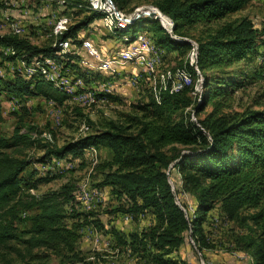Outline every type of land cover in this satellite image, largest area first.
Returning a JSON list of instances; mask_svg holds the SVG:
<instances>
[{"label": "trees", "instance_id": "1", "mask_svg": "<svg viewBox=\"0 0 264 264\" xmlns=\"http://www.w3.org/2000/svg\"><path fill=\"white\" fill-rule=\"evenodd\" d=\"M71 1L77 6L86 2ZM111 1L124 11L135 0ZM139 1L149 2L167 15L173 23L172 31L168 32L158 20L143 16L115 27L114 34L132 41L144 23L149 22L153 43L181 54L193 48L184 38H194L197 42L194 70L199 67L204 78L198 101L195 103L190 95L193 85L174 93L162 91L159 101L150 93L146 101L133 105L134 112L123 122L107 120L93 132L61 146L44 145V154L35 161L45 163L77 156L90 146L108 149L109 158L99 163L97 169L103 176L99 185L123 199L113 211L149 212L153 216L152 223L139 231L125 234L115 225L109 230L117 246L130 249L140 256L143 264H190L179 254L187 235L199 251L212 247L204 223L214 208L243 230L233 240L250 253L252 264H264V106L239 111L230 104L235 90L245 87L248 76L243 68L260 54L264 30L246 16L224 20L250 0ZM67 4V7L60 4L57 14H71L73 22L59 33L55 42L47 38L38 44L27 36L0 33V48L10 50L13 59L31 66L63 48L59 40L81 45L79 31L102 19L103 13ZM81 13L82 17L74 19ZM213 23L216 25L212 27ZM194 26L202 27L196 37L190 33ZM233 63L241 67L230 69ZM178 67L194 73L188 61ZM3 84L12 97L40 96L57 104L67 99L65 92L38 76L30 79L17 76L4 80ZM208 106L210 110L199 117ZM190 108L196 118L187 116ZM33 144L31 136L19 129L10 136H0V264H29L23 261L26 257L36 258L38 255L33 251L38 248L49 249L59 258L69 259L71 264H80L83 256L76 244L81 227L94 225L101 230L104 224L94 212L67 213L65 206L75 199L69 184L41 195L29 192L36 187L35 183L22 190V184L28 183L23 174L30 161L20 152ZM171 170L181 179V191L193 198L195 209L191 215L184 211V203L181 202L182 208L176 201L169 181ZM68 217L76 219L68 224ZM59 264L66 263L60 259Z\"/></svg>", "mask_w": 264, "mask_h": 264}, {"label": "rangeland", "instance_id": "2", "mask_svg": "<svg viewBox=\"0 0 264 264\" xmlns=\"http://www.w3.org/2000/svg\"><path fill=\"white\" fill-rule=\"evenodd\" d=\"M107 2L109 1L98 0V5H107ZM67 3L103 13L102 19L95 20L92 25L79 31L81 45H73L67 40L68 44L52 54L50 59L31 66L22 65L18 58L13 59L10 56V50L0 48V136H10L15 129H19L34 140L33 145L22 148L20 152L22 157L30 161L23 174L29 184L21 183L22 190L35 183L36 187L29 192L41 195L69 184L75 199L71 205L65 206L67 213L94 212L101 219L104 224L101 230L94 225H86L80 229L81 235L76 244L77 251L83 256L80 264H143L140 256L132 253L130 249L117 246L109 230L111 225H115L125 234L139 231L152 223L153 216L149 212L131 214L113 211L123 199L112 193L110 188L99 185L103 176L97 169L99 163L109 158L108 149L90 146L77 156L50 159L45 163L35 160L44 154V145L61 146L67 141L93 132L107 120L123 122L128 114L134 112L133 105L146 101L150 93L159 101L162 91L174 93L193 85L194 90L190 95L196 103L203 90V74L199 67V73L194 70L196 60L193 48L186 54H181L155 45L151 40L149 22L144 23L132 41L114 34L115 27L128 23L123 18L140 10H155V6L149 2L135 0L122 9L124 11L118 12L113 3L110 4L113 7H98L97 0H86L85 3H78V6L71 0H0V33L27 36L38 44L47 38H53L55 42L59 33L73 22L71 14H57L60 4L67 7ZM48 11L52 13L50 21ZM83 14L74 19L82 17ZM116 14L122 19L118 20ZM156 14L163 23L170 25L165 15H160L157 11ZM245 16L251 18L259 29L264 30V0H250L241 10L229 14L224 20ZM215 25L213 23L212 27ZM201 29L200 26H194L190 33L196 37L200 35ZM184 40L197 48L194 38ZM138 41H142L143 46H136ZM69 45H73L75 50ZM133 46L134 56H120L119 52L127 51ZM259 51L260 54L243 68L248 78L245 87L235 90L230 100L235 110L260 109L264 106V45ZM70 55L74 57L70 58ZM68 58V63L63 61ZM186 61L193 68V74L185 67H178ZM238 67L241 64L233 63L230 69ZM17 76L27 79L38 76L50 81L65 92L67 99L62 104H57L40 96L12 97L4 88L3 81ZM176 81L179 82L177 86ZM85 94L94 97L85 100ZM209 110L208 106L198 116L203 117ZM187 111V116L195 117L192 108ZM41 177L49 180H38ZM169 181L176 200L180 205L181 202L184 203V211L191 215L195 209L193 198L181 191V179L175 170L169 173ZM181 207L183 208L182 205ZM207 215L204 229L207 241L212 247L199 251L192 238L187 235L179 250L182 258L190 264H252L250 253L236 246L233 240V236L243 230L235 223L227 221L218 208L212 209ZM75 219L68 217L66 222L70 224ZM33 252L38 256L34 259L26 257L24 263L59 264L60 259H63L66 264H71L69 259L59 258L49 249L38 248Z\"/></svg>", "mask_w": 264, "mask_h": 264}, {"label": "built area", "instance_id": "3", "mask_svg": "<svg viewBox=\"0 0 264 264\" xmlns=\"http://www.w3.org/2000/svg\"><path fill=\"white\" fill-rule=\"evenodd\" d=\"M97 5H98V0H97ZM98 7H113L111 6L109 3H107V5H98ZM116 9V8H115ZM118 12H119V9H116ZM52 13L48 11V18H49V21H50V17H51ZM123 19H127V18H123ZM59 42H62L63 44H68L67 40H59ZM138 44L136 46H143L142 45V41H138L137 42ZM73 48V45H69ZM133 47H130V49H128L127 51H122V52H119L120 53V56L123 58V57H127V56H134L133 55ZM75 50V48H73ZM60 82H64V81H60ZM176 83L178 84V82L176 81ZM90 97H94V95H87L85 94V100H87L88 98Z\"/></svg>", "mask_w": 264, "mask_h": 264}, {"label": "water", "instance_id": "4", "mask_svg": "<svg viewBox=\"0 0 264 264\" xmlns=\"http://www.w3.org/2000/svg\"><path fill=\"white\" fill-rule=\"evenodd\" d=\"M158 9V8H157ZM159 10V9H158ZM160 11V10H159ZM161 12V11H160ZM149 16L150 18L156 19L160 22V25L165 28V26L161 23L160 17L158 14H156L155 10H150V11H140V12H135L133 15L130 16L129 21L134 22L136 19H138L141 16ZM170 19V18H169ZM171 20V19H170ZM172 22V21H171ZM168 32H171L173 29V23L169 28H165ZM177 201V200H176ZM178 202V201H177Z\"/></svg>", "mask_w": 264, "mask_h": 264}, {"label": "bare ground", "instance_id": "5", "mask_svg": "<svg viewBox=\"0 0 264 264\" xmlns=\"http://www.w3.org/2000/svg\"><path fill=\"white\" fill-rule=\"evenodd\" d=\"M107 1L110 2V3H109V2H107V3L112 4V1H111V0H107ZM155 10H156V9H155ZM140 11H145V12H146L145 9H144V10H140ZM147 11H150V10H147ZM156 11L159 12L160 15L163 14V13L160 12L158 9H157ZM116 15H117L116 18H117L118 20H119V19H122L121 17L118 16V14H116ZM163 15H165V14H163ZM130 16H131V15H129V17H126L127 19H124V20L130 22V21H129ZM165 16H167V15H165ZM167 17H168V16H167ZM168 18H169V17H168ZM125 21H124V22H125ZM160 21H161V20H160ZM169 21H170V26H171L172 22H171L170 19H169ZM161 23L163 24L162 21H161ZM163 25L165 26V28H169V27H170V26H166L165 23H164ZM61 43H62V42H61ZM73 50H74V49H73ZM127 50H128V49H127ZM193 55H194V59L197 60V48H196L195 45L193 46ZM51 56H52V55H51ZM51 56H50V57H51ZM54 56H55V55H54ZM50 57H49L48 59H50ZM46 60H47V59H46ZM38 62H41V61H37L36 63H38ZM21 63H22V65H24V66H29V65H26V64L23 63V62H21ZM36 63H35V64H36ZM45 64H46V63H45ZM35 67H36V66H35ZM29 68H31V67H29ZM195 70L199 73V69L197 68V66L195 67ZM59 82H60V81H59ZM60 83H64V82H60ZM178 83H179V82H178ZM176 86H177V83H176ZM90 98H91V97H90ZM88 99H89V98H88ZM88 99H87V100H88Z\"/></svg>", "mask_w": 264, "mask_h": 264}]
</instances>
